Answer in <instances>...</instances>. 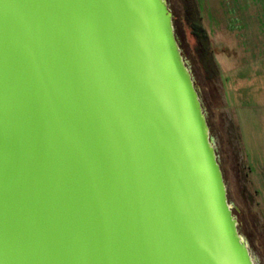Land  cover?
Here are the masks:
<instances>
[{"label": "water", "instance_id": "obj_1", "mask_svg": "<svg viewBox=\"0 0 264 264\" xmlns=\"http://www.w3.org/2000/svg\"><path fill=\"white\" fill-rule=\"evenodd\" d=\"M0 264H256L166 0H0Z\"/></svg>", "mask_w": 264, "mask_h": 264}, {"label": "rangeland", "instance_id": "obj_2", "mask_svg": "<svg viewBox=\"0 0 264 264\" xmlns=\"http://www.w3.org/2000/svg\"><path fill=\"white\" fill-rule=\"evenodd\" d=\"M166 1L238 232L264 264V0Z\"/></svg>", "mask_w": 264, "mask_h": 264}, {"label": "trees", "instance_id": "obj_3", "mask_svg": "<svg viewBox=\"0 0 264 264\" xmlns=\"http://www.w3.org/2000/svg\"><path fill=\"white\" fill-rule=\"evenodd\" d=\"M192 32L196 35V36H200V35H204V31L203 29L198 26V25H194L192 28Z\"/></svg>", "mask_w": 264, "mask_h": 264}, {"label": "bare ground", "instance_id": "obj_4", "mask_svg": "<svg viewBox=\"0 0 264 264\" xmlns=\"http://www.w3.org/2000/svg\"><path fill=\"white\" fill-rule=\"evenodd\" d=\"M253 257V256H252ZM254 262H255V260H254Z\"/></svg>", "mask_w": 264, "mask_h": 264}]
</instances>
